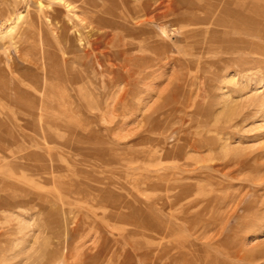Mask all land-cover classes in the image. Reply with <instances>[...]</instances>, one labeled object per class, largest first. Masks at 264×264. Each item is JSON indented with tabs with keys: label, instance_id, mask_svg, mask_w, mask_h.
Segmentation results:
<instances>
[{
	"label": "rangeland",
	"instance_id": "obj_1",
	"mask_svg": "<svg viewBox=\"0 0 264 264\" xmlns=\"http://www.w3.org/2000/svg\"><path fill=\"white\" fill-rule=\"evenodd\" d=\"M0 264H264V0H0Z\"/></svg>",
	"mask_w": 264,
	"mask_h": 264
},
{
	"label": "bare ground",
	"instance_id": "obj_2",
	"mask_svg": "<svg viewBox=\"0 0 264 264\" xmlns=\"http://www.w3.org/2000/svg\"><path fill=\"white\" fill-rule=\"evenodd\" d=\"M259 2V1H258Z\"/></svg>",
	"mask_w": 264,
	"mask_h": 264
}]
</instances>
